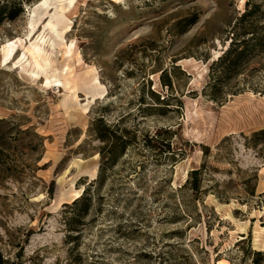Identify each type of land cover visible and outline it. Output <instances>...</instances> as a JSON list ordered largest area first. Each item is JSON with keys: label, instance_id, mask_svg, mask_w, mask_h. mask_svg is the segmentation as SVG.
I'll return each mask as SVG.
<instances>
[{"label": "rangeland", "instance_id": "obj_1", "mask_svg": "<svg viewBox=\"0 0 264 264\" xmlns=\"http://www.w3.org/2000/svg\"><path fill=\"white\" fill-rule=\"evenodd\" d=\"M39 1L0 25V49L15 45L13 59L0 53L4 264H252L264 253V52L221 101L203 88L237 18L252 9L264 25V0H75L55 16ZM98 117L128 141L102 173ZM84 187L91 204L70 230L82 205L64 203Z\"/></svg>", "mask_w": 264, "mask_h": 264}, {"label": "trees", "instance_id": "obj_2", "mask_svg": "<svg viewBox=\"0 0 264 264\" xmlns=\"http://www.w3.org/2000/svg\"><path fill=\"white\" fill-rule=\"evenodd\" d=\"M22 0H0V25L4 21H13L22 12ZM193 18H187L177 24V26L185 27L180 32L184 33L186 28L193 23ZM260 20V17L255 16L252 9L244 11L236 20L237 29L239 33H233L231 41L225 51L216 60H213L209 65L208 81L203 88V92L210 99L214 101H221L226 97L223 89L239 74V70L243 64H246L254 59L259 53L264 52V25L256 28L255 23ZM259 30V32L257 31ZM237 37H241V40ZM246 37V38H245ZM163 83L171 88V81L167 77V72L162 71ZM155 95V92L150 91ZM93 129L97 137L105 142L101 150V162L99 164V173H102L105 164L112 165L116 162L117 157L121 155L126 145L127 139H122L121 133L117 134V129L112 128L111 125L103 123L101 117L94 120ZM264 132V131H260ZM257 132V133H260ZM108 148V156H104V149ZM192 173H196L193 170ZM89 182L88 184H90ZM197 188L196 185L193 187ZM82 205L80 213L74 214L66 219V223L70 230H78L76 223L80 222L83 214L89 210L91 201L87 195V188H83L81 194L74 198L70 204L64 203V206L75 207ZM256 258L252 260V264H264V253L256 251ZM0 258V264H4Z\"/></svg>", "mask_w": 264, "mask_h": 264}, {"label": "bare ground", "instance_id": "obj_3", "mask_svg": "<svg viewBox=\"0 0 264 264\" xmlns=\"http://www.w3.org/2000/svg\"><path fill=\"white\" fill-rule=\"evenodd\" d=\"M63 2H66V4L64 5ZM74 2H75V0H40L39 2L36 3L35 6H36V8L39 7L44 12H50L51 9H54L55 11H54L53 15L55 16V15H64V13L66 11H68L70 8L73 7ZM30 26H31L30 27L31 30L34 29V27H35L34 21H31ZM49 27H50L51 31L56 32V25L55 24L50 23ZM48 44L49 45H47V46L51 47L52 46L51 45L52 41L50 43H48ZM14 48H15L14 43L13 42H8L6 45H4L2 47V49H0V53L2 55V57H1L2 58L1 59L2 62H6V61L14 58V56H13ZM73 52H74L73 44L70 43V45L64 46V48L60 51L59 55H60V58H62L64 62L68 63L70 58H73ZM29 54H30L31 58L33 59L34 64H35V66L37 68H41L42 67V65L40 64L39 58H43L42 59V63H44L45 66L48 67L49 70H51L52 72H54V73L57 72V69L54 67L55 66L54 62L55 61L52 60L54 58H53L52 54L49 51L48 52L46 51V52L42 53V52L38 51L37 49L33 48L32 50L29 51ZM64 66H66V64H64ZM55 81L60 82L61 80L59 81L58 79H55Z\"/></svg>", "mask_w": 264, "mask_h": 264}]
</instances>
